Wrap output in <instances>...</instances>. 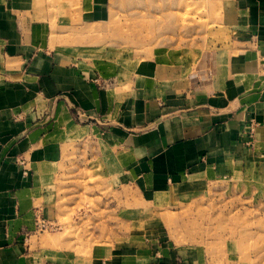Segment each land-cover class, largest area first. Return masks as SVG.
<instances>
[{
    "label": "crops",
    "instance_id": "crops-1",
    "mask_svg": "<svg viewBox=\"0 0 264 264\" xmlns=\"http://www.w3.org/2000/svg\"><path fill=\"white\" fill-rule=\"evenodd\" d=\"M217 1L227 32L211 46L102 70L84 50L45 48L26 17L33 0H0V264L198 263L156 237L95 247L84 262L28 241L37 191L73 142L113 161L114 183L147 202L264 170V0ZM110 8L84 0L82 25L101 26Z\"/></svg>",
    "mask_w": 264,
    "mask_h": 264
},
{
    "label": "rangeland",
    "instance_id": "rangeland-1",
    "mask_svg": "<svg viewBox=\"0 0 264 264\" xmlns=\"http://www.w3.org/2000/svg\"><path fill=\"white\" fill-rule=\"evenodd\" d=\"M83 1L33 0L26 17L40 24L45 48L84 50L96 69L158 56L177 60L227 32L217 0H110L111 17L97 27L82 25ZM69 148L37 191L38 219L48 227L35 223L32 245H52L84 262L95 247H140L156 237L197 264H264V170L176 185L147 202L114 183V162L89 142Z\"/></svg>",
    "mask_w": 264,
    "mask_h": 264
},
{
    "label": "built area",
    "instance_id": "built-area-1",
    "mask_svg": "<svg viewBox=\"0 0 264 264\" xmlns=\"http://www.w3.org/2000/svg\"><path fill=\"white\" fill-rule=\"evenodd\" d=\"M36 226L38 229H47L48 225L41 219H37Z\"/></svg>",
    "mask_w": 264,
    "mask_h": 264
}]
</instances>
